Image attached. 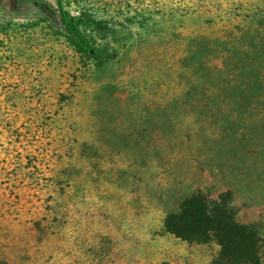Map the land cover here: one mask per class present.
Here are the masks:
<instances>
[{"label":"rangeland","instance_id":"obj_1","mask_svg":"<svg viewBox=\"0 0 264 264\" xmlns=\"http://www.w3.org/2000/svg\"><path fill=\"white\" fill-rule=\"evenodd\" d=\"M57 1L0 0V264H219L163 222L226 192L264 264V0H62L98 66Z\"/></svg>","mask_w":264,"mask_h":264},{"label":"trees","instance_id":"obj_2","mask_svg":"<svg viewBox=\"0 0 264 264\" xmlns=\"http://www.w3.org/2000/svg\"><path fill=\"white\" fill-rule=\"evenodd\" d=\"M69 6V2L57 1L60 28L56 33L79 54L89 55L97 66L114 58L107 49L95 47L91 43L82 30L84 18L73 16L66 10ZM38 25L39 22L30 24ZM231 202L228 192L220 194L216 200L193 194L180 204L177 212L167 215L163 229L167 234L189 244L215 241L220 248L219 264H259L262 245L259 228L254 223H239Z\"/></svg>","mask_w":264,"mask_h":264}]
</instances>
